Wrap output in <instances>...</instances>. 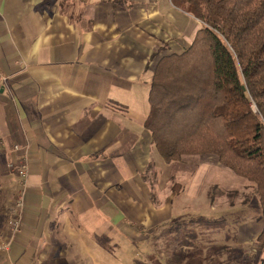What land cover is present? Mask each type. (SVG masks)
<instances>
[{
    "label": "crops",
    "instance_id": "0c3cea01",
    "mask_svg": "<svg viewBox=\"0 0 264 264\" xmlns=\"http://www.w3.org/2000/svg\"><path fill=\"white\" fill-rule=\"evenodd\" d=\"M198 24L171 0H0V264H128L123 247L165 240L196 215L190 203L209 201L201 173L223 166L168 163L145 126L156 63L188 48ZM240 227L253 264H264V216Z\"/></svg>",
    "mask_w": 264,
    "mask_h": 264
},
{
    "label": "trees",
    "instance_id": "16d2710c",
    "mask_svg": "<svg viewBox=\"0 0 264 264\" xmlns=\"http://www.w3.org/2000/svg\"><path fill=\"white\" fill-rule=\"evenodd\" d=\"M171 1L202 26L156 63L145 126L168 163L215 158L253 182L264 216V0Z\"/></svg>",
    "mask_w": 264,
    "mask_h": 264
},
{
    "label": "rangeland",
    "instance_id": "374dc122",
    "mask_svg": "<svg viewBox=\"0 0 264 264\" xmlns=\"http://www.w3.org/2000/svg\"><path fill=\"white\" fill-rule=\"evenodd\" d=\"M180 13L182 14V11ZM198 23L200 27L202 22L198 20ZM177 24L184 30L179 21ZM207 159L187 156L185 160L182 159L176 163L187 169H194L195 163L211 165L216 163L215 158ZM201 174L207 175L213 182L209 187V201L200 202L199 205H195V202L190 203L189 211L196 215L185 217L179 223L168 226L164 235L165 240L153 241L149 247L138 245L133 250L123 247L124 250L117 252V258L121 262L128 264H195L193 254L197 256L198 261L205 259L204 256L208 257V264H253L255 262L254 258H250L249 244L240 241L242 233L240 226L247 220L255 219L259 215L263 216L260 200L257 192H254L250 186L245 188L244 195L239 193L238 196V190H236L240 189L243 184L254 185V183L225 167L212 165L208 172ZM191 175L184 173L181 176L188 179ZM228 186L234 187L235 190L224 193L225 202L212 204L211 200L215 191L216 195L220 196L219 190H224ZM246 197H248L247 202L243 201Z\"/></svg>",
    "mask_w": 264,
    "mask_h": 264
},
{
    "label": "built area",
    "instance_id": "2783aa9c",
    "mask_svg": "<svg viewBox=\"0 0 264 264\" xmlns=\"http://www.w3.org/2000/svg\"><path fill=\"white\" fill-rule=\"evenodd\" d=\"M18 174L21 177V191L18 196V198L15 200L14 204L12 205V209L10 211V218H9V225L10 229L13 233H16L20 231L22 226V213L26 206V191L28 186V176H29V170L26 164H21L18 169ZM9 246V243L7 242H1L0 241V251L7 249Z\"/></svg>",
    "mask_w": 264,
    "mask_h": 264
}]
</instances>
